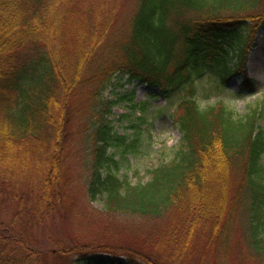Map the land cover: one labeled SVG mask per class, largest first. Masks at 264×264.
I'll list each match as a JSON object with an SVG mask.
<instances>
[{
	"label": "trees",
	"instance_id": "trees-1",
	"mask_svg": "<svg viewBox=\"0 0 264 264\" xmlns=\"http://www.w3.org/2000/svg\"><path fill=\"white\" fill-rule=\"evenodd\" d=\"M108 1L89 10L76 0H0V209L15 206L0 221V264L44 263L34 232L68 211L70 112L83 97L98 110L85 139L91 159L80 164L90 200L110 213L168 219L154 233L150 264H185L198 253L235 264L242 238L249 256L264 257L262 106L240 114L223 104L203 108L196 97L206 73L253 85L246 64L264 27V0H137L126 14ZM125 78L181 95L173 113L179 145L136 182L120 172L121 159L140 135L128 141L109 118L122 101L138 105L135 90L114 96ZM110 87L113 97L104 94ZM56 240L63 256L80 253V264L121 260ZM127 252L124 264H141Z\"/></svg>",
	"mask_w": 264,
	"mask_h": 264
},
{
	"label": "rangeland",
	"instance_id": "rangeland-1",
	"mask_svg": "<svg viewBox=\"0 0 264 264\" xmlns=\"http://www.w3.org/2000/svg\"><path fill=\"white\" fill-rule=\"evenodd\" d=\"M76 3L85 5L90 10L98 0H76ZM136 3L137 0H109L107 7L113 9V12L118 10L119 13L126 14L134 11ZM107 14L109 15L103 13L105 20ZM246 71L248 77L254 81L252 86L244 84L238 77L224 82L217 74L206 73L196 80V97L203 108L223 104L240 114L246 113L256 104H261L260 124L264 128V27L256 34L247 57ZM125 80L126 78L123 82ZM131 90H135L134 102L138 103L137 107L132 108L127 101H122L113 107V113L109 118L120 133L130 135L128 141L140 135L137 150L129 151L126 158L121 159L120 172L127 174L136 182L148 180L150 177L148 169L170 159L172 149L179 145L181 133L174 121L173 113L175 111L178 113L176 107L181 95L175 92L168 98L159 88H151L147 84L132 80L125 82L122 87H117L114 96ZM111 91L110 87L104 93L105 96L113 97ZM84 100L85 97L81 99L78 109L73 107L70 112L71 124L67 139L70 154L67 163L70 174L72 170V182L66 192L68 211L52 217L34 232L38 244L41 243V246L36 247L47 252L43 264H80L77 261L80 253L69 256L60 253L59 245L56 244V239L59 238L69 246L86 243L98 251L110 250L121 258L117 264L125 263L123 260L128 256L127 251L136 255V261H141V264H150L153 262L154 245L157 241L154 233L167 227L168 219L110 213L104 210L101 200H90L85 187L87 170L80 164H86L91 159L93 145L91 140L85 139L91 131L89 125L94 115H98V110L90 103L85 104ZM77 154L81 156V160L84 159L83 162L77 159ZM117 157H122V154H118ZM238 174H241L240 170ZM14 207L0 209V221L10 219ZM236 226L241 230L243 225ZM238 231L235 233L236 237L242 235V232ZM49 237L51 241L47 240ZM246 243L247 241L242 238L241 249L234 252L233 262L264 264V257L248 255ZM139 253H144L143 257H139ZM185 264L213 262L209 258L202 260L201 254L198 253Z\"/></svg>",
	"mask_w": 264,
	"mask_h": 264
}]
</instances>
